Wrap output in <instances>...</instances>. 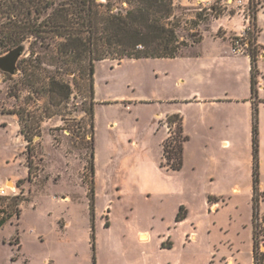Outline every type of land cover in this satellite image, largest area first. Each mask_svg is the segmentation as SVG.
Masks as SVG:
<instances>
[{"label":"rangeland","instance_id":"1","mask_svg":"<svg viewBox=\"0 0 264 264\" xmlns=\"http://www.w3.org/2000/svg\"><path fill=\"white\" fill-rule=\"evenodd\" d=\"M197 7L192 0H174L173 20L180 39L188 44L180 56L95 61L94 102L87 68H60L62 59L50 58L55 54L53 45L51 50L35 46L31 53L33 48L26 43L16 71L0 70V178L24 174L29 164L32 173L29 180L20 178L22 192L16 189L20 212H13L0 226L1 245L2 237L22 235V249L33 264H43L44 257L50 264H225L217 248L224 250L227 238H238L243 241L242 264H251L247 232L251 218L253 222V201L248 196L252 166L248 170L247 160L252 137L244 135L236 142L246 160V175L240 177L243 195H232V180L199 183L193 178L201 143L193 138V89L202 83L241 86L248 77L241 64L236 71L229 69L234 53L228 43L221 42L216 49L204 45L199 57L193 55L192 38L201 36L197 25L207 24L212 13H222L218 6L214 12ZM9 50L0 47V55ZM256 69L264 73V60ZM53 76L68 84L69 91L59 85L56 94ZM169 98L181 108L186 138L180 169L169 171L171 179L163 182L151 162L165 169L159 138L161 133L171 132L173 137L176 133L174 127L168 130L164 123L153 121L146 102L162 100L168 105ZM156 123L161 133L155 125L152 134ZM212 143L218 148L217 141ZM140 163L148 183L140 180L136 170ZM198 164L207 162L202 158ZM7 186L11 194L13 183ZM239 231L244 232L240 237ZM144 233L148 236L142 237ZM256 233L261 247V216ZM5 248L9 249L7 244Z\"/></svg>","mask_w":264,"mask_h":264},{"label":"trees","instance_id":"2","mask_svg":"<svg viewBox=\"0 0 264 264\" xmlns=\"http://www.w3.org/2000/svg\"><path fill=\"white\" fill-rule=\"evenodd\" d=\"M210 8L216 11V6ZM220 9V8H219ZM221 10V9H220ZM174 0H0V47L14 48L29 43L31 53L34 47L50 49V58H61L67 71L88 70V86L91 101L94 102V62L104 59L120 61L123 58H174L181 55L188 44L181 40L174 22ZM200 39H193L196 43ZM12 47V48H11ZM51 50V49H50ZM57 58V59H56ZM252 115V201H253V256L262 263L263 252H259V238L256 233L259 202L264 192L258 187V126H257V74L256 58L251 56ZM34 74H31V76ZM51 85H62L69 91V85L53 76ZM68 95V92L65 96ZM93 95V96H92ZM94 104V103H93ZM93 104L90 106V129L92 130ZM21 127L22 119L19 116ZM169 124H175L174 133L162 141L164 166L166 170H179L182 165L183 134L182 117L179 113L168 114ZM21 131L23 132L22 128ZM25 139L31 141V137ZM92 140V134H91ZM89 170H93V151L90 146ZM28 165L27 179L31 177ZM21 189V179L16 182ZM92 191V190H91ZM92 199V198H91ZM20 195L0 196V226L14 212L19 215ZM6 202V203H5ZM5 203V207L1 205ZM178 219V218H177ZM264 240V239H262ZM93 264H95L93 262Z\"/></svg>","mask_w":264,"mask_h":264},{"label":"crops","instance_id":"3","mask_svg":"<svg viewBox=\"0 0 264 264\" xmlns=\"http://www.w3.org/2000/svg\"><path fill=\"white\" fill-rule=\"evenodd\" d=\"M193 5L199 7L195 10L209 8L214 12L210 6L215 5V0H192ZM219 7V6H218ZM213 14V15H212ZM212 19L207 24L199 23L197 29L200 31V39L193 44V55L200 56L202 47L210 44L215 49L221 42L228 43L231 50L230 37L238 32L241 28V18L232 13L224 12L218 15L212 13ZM256 23L261 31L260 40L264 43V13L258 12L256 16ZM231 52V51H230ZM231 61L227 64L229 69L236 71L240 64L248 71L247 79L241 86L228 84L223 88L212 87L210 84H199L193 89V138L201 141L198 146L197 153L193 162V178L194 182L200 180L215 181L220 184L230 183L231 192L234 197L243 195V187L240 177L246 175L245 158L240 155L238 142L244 135L252 137V111L253 99L251 97V59L246 55L232 54ZM264 58H257L256 64L261 63ZM257 126H258V157H259V183L258 187L261 192H264V73L257 74ZM168 105H163L162 100L157 102H146L150 108L153 121H161L166 115L173 113H180L181 108L173 102L172 98L167 99ZM219 115H222L220 117ZM153 124L150 133L154 134L155 125L156 132L158 124ZM183 124V123H182ZM183 127V126H182ZM161 133V132H160ZM166 137L161 133L159 144L162 146V141ZM217 141L218 148L212 146V142ZM205 159L206 166H201L198 161ZM248 170L252 166V154L248 156ZM152 166L159 173L163 182L171 179V170L157 168V163L151 162ZM232 164V165H231ZM24 174L6 175L0 178V187H8L7 183L11 181L13 188L16 190L17 180L24 179L28 174V170L24 169ZM139 173L140 180L143 183H148L146 180L145 171L141 167V163L136 169ZM229 172H232L230 174ZM223 192H219L218 194ZM253 190L249 192L248 196L252 199ZM259 215L264 218V198L259 202ZM244 225V224H243ZM244 227V226H243ZM197 233L193 232V239H197ZM248 254L251 255V264H254L253 256V222L251 218V227L248 229ZM244 232H237L238 237L242 236ZM145 236H148L144 233ZM238 239V238H237ZM227 238L223 243L224 250L218 249L216 253L220 254V260L225 264H242L241 255L244 249L241 245V239ZM2 245L0 244V264H33L32 258L26 254L22 249L23 237L18 233L8 237H2ZM6 244L9 249L5 248ZM14 246V247H13ZM220 246V245H219ZM211 250H215L212 246ZM263 263H264V240L262 244ZM213 252V251H212ZM215 256V255H214ZM43 264H50L49 257L43 258ZM250 264V263H249Z\"/></svg>","mask_w":264,"mask_h":264},{"label":"built area","instance_id":"4","mask_svg":"<svg viewBox=\"0 0 264 264\" xmlns=\"http://www.w3.org/2000/svg\"><path fill=\"white\" fill-rule=\"evenodd\" d=\"M215 4L220 7L222 13L232 12L241 18L240 30L230 37L232 52L249 57L255 56L256 60L264 58V43L260 40L261 31L256 23L257 13H264V0H215ZM208 10L210 9L208 8ZM166 118L167 115L159 123H164L168 130L175 127V124H169ZM8 189L9 187H0V196L11 197L19 194L14 189H11L12 193L10 194ZM262 244L263 240L261 247L259 246V252H263ZM257 264H264L263 260L262 263L257 260Z\"/></svg>","mask_w":264,"mask_h":264},{"label":"water","instance_id":"5","mask_svg":"<svg viewBox=\"0 0 264 264\" xmlns=\"http://www.w3.org/2000/svg\"><path fill=\"white\" fill-rule=\"evenodd\" d=\"M24 48L25 45L20 44L10 49L4 55H0V70L3 72L13 74L17 69V61L19 56L24 51Z\"/></svg>","mask_w":264,"mask_h":264},{"label":"bare ground","instance_id":"6","mask_svg":"<svg viewBox=\"0 0 264 264\" xmlns=\"http://www.w3.org/2000/svg\"><path fill=\"white\" fill-rule=\"evenodd\" d=\"M142 237H145V235H144V234H142Z\"/></svg>","mask_w":264,"mask_h":264}]
</instances>
